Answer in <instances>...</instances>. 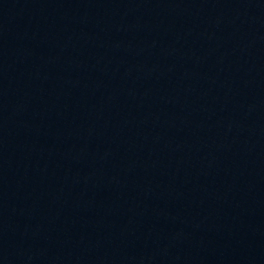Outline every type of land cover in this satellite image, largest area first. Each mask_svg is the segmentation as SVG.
I'll list each match as a JSON object with an SVG mask.
<instances>
[{
	"label": "water",
	"instance_id": "obj_1",
	"mask_svg": "<svg viewBox=\"0 0 264 264\" xmlns=\"http://www.w3.org/2000/svg\"><path fill=\"white\" fill-rule=\"evenodd\" d=\"M0 264H264V0H0Z\"/></svg>",
	"mask_w": 264,
	"mask_h": 264
}]
</instances>
